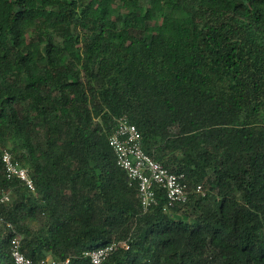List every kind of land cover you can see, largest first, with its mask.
I'll list each match as a JSON object with an SVG mask.
<instances>
[{
	"label": "trees",
	"instance_id": "1",
	"mask_svg": "<svg viewBox=\"0 0 264 264\" xmlns=\"http://www.w3.org/2000/svg\"><path fill=\"white\" fill-rule=\"evenodd\" d=\"M121 116L205 193L157 188L143 212L109 142ZM4 192L0 264L15 234L35 264L121 240L105 264H264V0H0Z\"/></svg>",
	"mask_w": 264,
	"mask_h": 264
},
{
	"label": "built area",
	"instance_id": "2",
	"mask_svg": "<svg viewBox=\"0 0 264 264\" xmlns=\"http://www.w3.org/2000/svg\"><path fill=\"white\" fill-rule=\"evenodd\" d=\"M109 142L115 151L118 165L126 171L130 182L138 186L143 212H147L157 203V188L165 190L168 204L186 202L192 192L205 193L203 184L192 185L188 182L185 172L171 171L161 161L147 153L142 146V134L139 128L130 122L127 116L117 119V125L109 137ZM2 160L8 178H17L29 189L35 190V182L29 168L15 159L9 149L3 150ZM10 199V192L0 195V203L8 202ZM166 207L168 206H165V209ZM8 225L12 227L11 224ZM120 246L128 248V241H113L86 251L85 255L90 257L91 264H105L110 254ZM11 255L15 264H35V261L23 251L20 235L15 234L11 238ZM69 261L70 258H67L62 263ZM58 263V260L46 257L38 264Z\"/></svg>",
	"mask_w": 264,
	"mask_h": 264
},
{
	"label": "rangeland",
	"instance_id": "3",
	"mask_svg": "<svg viewBox=\"0 0 264 264\" xmlns=\"http://www.w3.org/2000/svg\"><path fill=\"white\" fill-rule=\"evenodd\" d=\"M154 23H159V18H155Z\"/></svg>",
	"mask_w": 264,
	"mask_h": 264
}]
</instances>
